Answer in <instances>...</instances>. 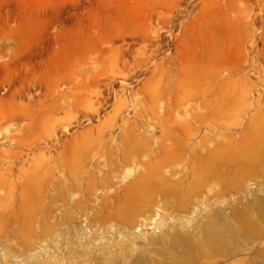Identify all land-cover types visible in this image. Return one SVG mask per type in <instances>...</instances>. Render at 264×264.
I'll list each match as a JSON object with an SVG mask.
<instances>
[{
	"label": "rangeland",
	"instance_id": "obj_1",
	"mask_svg": "<svg viewBox=\"0 0 264 264\" xmlns=\"http://www.w3.org/2000/svg\"><path fill=\"white\" fill-rule=\"evenodd\" d=\"M260 212L264 0H0V264H264Z\"/></svg>",
	"mask_w": 264,
	"mask_h": 264
},
{
	"label": "bare ground",
	"instance_id": "obj_2",
	"mask_svg": "<svg viewBox=\"0 0 264 264\" xmlns=\"http://www.w3.org/2000/svg\"><path fill=\"white\" fill-rule=\"evenodd\" d=\"M251 145H252V143H251ZM210 159L211 158L207 159V160H209V163H211ZM212 160H214V158ZM250 160H251V158H250ZM229 170H231V169H229ZM156 172H157V170L152 166L150 169L148 168L143 175H140L137 180H135L133 182H129L126 184L127 189L124 191V193L121 195V197H119L117 204L115 206L116 215L119 218H121V220H123V219L129 220L130 218H132V215L134 213L133 211L135 210V207L139 203H141L145 199H147L148 196L152 192H154V190L156 191L157 189L162 188V190L164 192L169 193L168 188L165 189L164 187H162V180L157 176ZM218 175L220 176L222 174L219 173ZM227 179H229V178H227ZM165 195H166V193H165ZM179 201L181 202L182 200H179ZM260 213H261V215H264V212H260ZM113 214H114V212H113ZM114 216H115V214H114ZM240 224L246 228L252 227V225H253L250 220L244 221ZM224 242L225 241L223 240V237L220 234V232H218V229L214 230L211 226H208L207 243L209 244V246L210 247H216V246L220 247L224 244ZM188 250H186V252ZM179 262H180L179 260L173 259L172 262L169 264H180Z\"/></svg>",
	"mask_w": 264,
	"mask_h": 264
}]
</instances>
